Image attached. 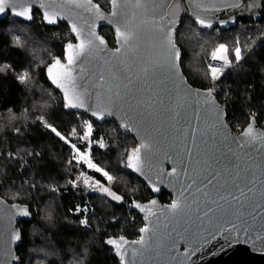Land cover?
Wrapping results in <instances>:
<instances>
[{
	"label": "water",
	"instance_id": "95a60500",
	"mask_svg": "<svg viewBox=\"0 0 264 264\" xmlns=\"http://www.w3.org/2000/svg\"><path fill=\"white\" fill-rule=\"evenodd\" d=\"M4 7L0 20L15 17L32 23L40 12L48 26H69L74 40L66 43L63 57L46 67L47 79L63 99L67 89L84 102V107L65 106L66 112L115 122L136 140L127 170L146 184L153 198L131 204L143 217L146 232L140 228L136 239L105 240L121 264V254L123 264H264V128L251 117L242 131L235 130L227 106L211 98L209 89L189 82L177 42L185 18L201 29L227 30L260 19L264 0H142L141 6L136 0H119L115 7L111 0L109 9L95 0H5ZM45 12L55 13L56 22L48 23ZM125 25L131 33L127 44L117 34ZM104 28L113 31V45ZM169 30L180 50L174 68L168 66L164 46ZM56 60L60 65L49 74ZM66 68H71L70 81L59 79ZM53 77L65 87H57ZM250 125L252 136H245ZM164 192L171 196L167 202L161 200ZM174 202L179 209L171 208ZM32 218L28 204L0 194V260L22 264L21 223ZM14 231H19V241L12 240ZM109 240L122 245L119 253Z\"/></svg>",
	"mask_w": 264,
	"mask_h": 264
},
{
	"label": "trees",
	"instance_id": "16d2710c",
	"mask_svg": "<svg viewBox=\"0 0 264 264\" xmlns=\"http://www.w3.org/2000/svg\"><path fill=\"white\" fill-rule=\"evenodd\" d=\"M95 1L110 7L111 0ZM35 14L32 23L15 17L0 20V66H9L0 71V194L28 204L33 213L32 220L21 223L18 253L22 264H121L105 240L138 238L144 219L131 204L153 198L146 184L127 170L136 140L115 122L98 123L85 113L66 112L46 67L63 57L66 43L74 38L67 24L48 26L40 12ZM261 15L212 31L185 18L177 33L183 70L201 89L211 87L209 62L225 46L224 61L231 69L219 101L238 131L254 115L264 128V11ZM103 34L113 45V31L104 28ZM78 149L91 151L95 169L78 159ZM82 174L110 185L121 199L78 184ZM170 198L166 192L161 195L164 202ZM85 219L86 225L81 223Z\"/></svg>",
	"mask_w": 264,
	"mask_h": 264
},
{
	"label": "snow or ice",
	"instance_id": "6c2138e0",
	"mask_svg": "<svg viewBox=\"0 0 264 264\" xmlns=\"http://www.w3.org/2000/svg\"><path fill=\"white\" fill-rule=\"evenodd\" d=\"M113 2V5L114 7L115 6H118V3H119V0H112ZM136 3H137V6H141V3H142V0H136ZM4 4H5V0H0V13H3L5 11V7H4ZM17 15H25V13H16ZM44 17H45V20H47L48 23H55L56 22V16H55V13H49V12H45L44 14ZM27 19H32V16L31 15H27L26 17ZM198 23H200L202 26L205 25V21L202 20V19H198ZM207 26H210V25H207ZM125 28V31H121V28L118 27L117 28V34L118 36L120 37V39L125 43L127 44V42L129 41V39L131 38V33L129 31H127V26L125 25L124 26ZM73 31L75 32L76 31V28L75 26H73ZM17 43H19V41H17ZM101 43H103V41L101 40ZM164 46L166 48V51H167V61H168V66L170 68H174L176 66V62L179 61L180 59V50L179 48L177 47V43L176 41L174 40L173 38V35H172V31L169 30L165 33V36H164ZM82 47V46H81ZM68 48L71 49L72 48V45L69 44L68 45ZM222 50H225V46L224 45H221L220 46V49H218V51H222ZM117 51H119V49H117ZM235 53H236V59L237 61L241 59V56H240V48H236L235 49ZM214 58H215V53L213 54ZM73 63V59L72 57L69 55L68 57V64L71 65ZM60 65V61L59 60H56L55 61V64L54 65H51L48 69L49 71V74H51L52 72V67H55V66H58ZM7 65H2L0 66V71H3L4 69H6ZM145 71H148V69H145ZM218 69H212V74H213V79H217V76H216V73H217ZM27 78V73H25L23 76H20L19 79L21 81H24L25 79ZM57 77H53V82L54 83H57ZM59 79H62V80H71V68H66L65 71L60 74L59 76ZM57 87H61V88H64L65 85L63 83H57ZM212 93V90L209 89L208 90V95H211ZM64 100H65V106L66 107H84V102L83 100L81 99V97L79 95H69L67 89H65V96H64ZM75 101V102H73ZM93 115H97L96 112H93ZM253 120H254V117H253ZM49 127H51L49 125ZM125 127H128V125H125ZM91 130V126H89V131ZM52 131H56L55 128L52 129ZM58 136L60 135V133H56ZM245 136H249L251 137L252 136V125L249 126V129L246 130L245 132ZM254 138V137H253ZM61 139H63V137H61ZM73 147H75L73 145ZM144 147H147L146 145ZM139 153V149L136 150V160L139 161L140 160V157L138 155ZM129 159L131 160L132 157H129ZM90 166H93L94 165H90ZM130 166H133V165H130ZM97 171H100V169H97ZM175 169H173V172L175 173ZM105 175H107V173H105ZM109 179H111V177H109ZM209 183H211V180L208 181ZM190 187V185H189ZM157 191L159 189H156ZM245 195L243 189L240 190V197H243ZM240 197L238 196H235V195H232V200L236 201V203H240ZM116 200H120L121 197L119 196H115L114 197ZM221 199L227 201V197L225 196H221ZM153 203H155V201H153ZM171 208L173 210H177L180 208V204L174 202L172 205H171ZM143 210V209H142ZM23 215L27 216L29 215V213L24 210L23 211ZM87 219L85 220H82L81 223L82 224H87ZM148 229L147 228H142L140 229L141 232H146ZM21 239V235L19 233V231H14L13 233V236H12V240L13 241H19ZM144 242V238L141 237V241H139V243H143ZM108 244H111V245H114L116 247V249L118 250V253H119V249L121 248V244L120 243H117L115 240H109L107 241ZM126 243V242H125ZM15 258V257H14ZM123 260H124V256L123 254H121V261H122V264H123ZM0 264H7V261H3V260H0Z\"/></svg>",
	"mask_w": 264,
	"mask_h": 264
},
{
	"label": "rangeland",
	"instance_id": "374dc122",
	"mask_svg": "<svg viewBox=\"0 0 264 264\" xmlns=\"http://www.w3.org/2000/svg\"><path fill=\"white\" fill-rule=\"evenodd\" d=\"M223 53H224L223 50L219 51V53L216 55V57L212 58L211 60H213V59L216 60L217 59V60H221V61L225 62L224 61V59H225L224 56L225 55H223ZM225 63H227V62H225ZM209 64H210V62H209ZM212 69H214V68H211V70ZM212 76H213V74H212ZM77 157H78L79 160H81L84 163H86L89 168L95 169V166L94 167L90 166V165H94V163H93V158L91 156V151L89 149L87 151H85V152L80 151V149H78V156ZM78 184H80V185L83 184V186L86 189H88V190L102 192V193L107 194V195H109L111 197L117 196L114 193V191L111 189L110 185L102 184L99 181L91 178L89 175H86V174L80 175Z\"/></svg>",
	"mask_w": 264,
	"mask_h": 264
},
{
	"label": "built area",
	"instance_id": "2783aa9c",
	"mask_svg": "<svg viewBox=\"0 0 264 264\" xmlns=\"http://www.w3.org/2000/svg\"><path fill=\"white\" fill-rule=\"evenodd\" d=\"M209 66L211 68L218 69V71L216 73L217 79H213V76H212V84H211V87L209 89L212 90L210 97L219 100L220 96L223 92L224 79H225L228 71L231 69V66L229 64H227L221 60H217V59L211 60ZM253 117H255L257 119L256 115H254Z\"/></svg>",
	"mask_w": 264,
	"mask_h": 264
},
{
	"label": "flooded vegetation",
	"instance_id": "af4514ba",
	"mask_svg": "<svg viewBox=\"0 0 264 264\" xmlns=\"http://www.w3.org/2000/svg\"><path fill=\"white\" fill-rule=\"evenodd\" d=\"M170 199H171V198H170ZM170 199H169V200H170ZM166 202H167V201H166Z\"/></svg>",
	"mask_w": 264,
	"mask_h": 264
}]
</instances>
